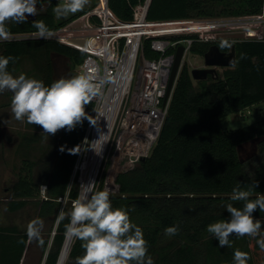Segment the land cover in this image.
Wrapping results in <instances>:
<instances>
[{"label":"trees","instance_id":"1","mask_svg":"<svg viewBox=\"0 0 264 264\" xmlns=\"http://www.w3.org/2000/svg\"><path fill=\"white\" fill-rule=\"evenodd\" d=\"M109 4L120 18L131 19L127 0H109ZM56 5L42 1L38 15L28 18L27 23L8 22L9 33L38 31L32 27L34 20H43L50 29H56L76 17L58 22L53 12ZM263 5L264 0H152L148 17L176 20L258 14ZM150 44L151 39H146L145 54L156 58L158 53ZM213 44L223 51L235 47V66L219 68L217 75L205 80H194L185 62L152 152L116 178L119 191L111 197L113 207L128 209L131 221L142 228L154 264H233L236 250L248 254L247 264H264V250L257 244L259 237L233 235L231 247H219L218 241L207 232L208 224L229 218L226 204L242 208L243 201L230 200L237 184L251 190L250 199L264 193V117L232 130L221 125L232 114L246 115L247 109L264 101V42L254 39L195 42L191 53L204 56ZM54 54L66 56L72 70L85 57V53L55 40L0 42V55L15 57V62L8 65L11 74L27 59L47 85L55 81ZM93 108L92 101L85 106L90 115ZM88 125L89 121L84 120L72 131L61 129L40 157L23 160L17 180L8 188L9 212H18L32 203L37 206L40 218L53 216L58 221L51 240L50 237L38 240L44 255L48 252L43 264L58 263L67 237V213L79 197L76 183L71 189L69 184ZM256 138L261 139L257 153L241 162L238 147ZM67 194L69 202L64 205L60 199ZM61 211L66 214L63 221L59 220ZM253 215L264 222V212L257 209ZM173 225H179L180 231L169 238L164 229ZM27 227L22 230L17 224L0 225V264H22L29 241ZM84 251L81 241L74 239L68 264H77Z\"/></svg>","mask_w":264,"mask_h":264},{"label":"built area","instance_id":"2","mask_svg":"<svg viewBox=\"0 0 264 264\" xmlns=\"http://www.w3.org/2000/svg\"><path fill=\"white\" fill-rule=\"evenodd\" d=\"M42 1L45 4L63 2ZM127 2L132 11L129 20L120 18L110 7L109 0H89L82 11L72 15L76 16L74 19L59 28L51 29L52 35L43 39L55 40L85 53L79 65V75L91 74L97 80L108 81L102 87L101 94L92 100L93 119L98 122L101 117L111 116L112 120L95 184L101 182L108 166L112 174L117 171L121 173L133 168L152 152L182 69L168 94L178 46L185 47V60L191 53L193 43L215 41L225 34L244 33L246 39L264 42V5L258 14L151 20L148 13L152 0ZM210 30H213L212 34H205ZM22 39L42 38H39L38 31L20 32L10 33L8 40L0 42ZM76 39H83L85 43L76 42ZM146 39H151L150 47L158 53L156 58L146 56ZM250 113L251 109H247L246 114ZM95 126L90 123L88 125L69 189L74 183H81L83 167L90 154L88 147L94 140ZM109 188L119 191L114 180ZM45 190L46 186H43L44 194ZM65 198H68V194Z\"/></svg>","mask_w":264,"mask_h":264},{"label":"clouds","instance_id":"3","mask_svg":"<svg viewBox=\"0 0 264 264\" xmlns=\"http://www.w3.org/2000/svg\"><path fill=\"white\" fill-rule=\"evenodd\" d=\"M41 3L42 0H0V40L9 39L8 22L27 23L29 16L38 15L37 6ZM88 4L89 0H63L53 8V12L57 17H67L82 11ZM32 27L38 30L39 38L47 39L52 35V30L43 20H34ZM10 61L15 62V57L0 55V93L6 89L13 93L11 112L17 121L40 125L48 135L61 129L72 131L84 120L97 125L85 106L101 94L107 80H97L94 75L84 74L61 77L47 85L43 80L28 78L23 73L14 76L8 71ZM97 131L98 138L91 141L89 148L99 155L107 140L103 138V131L99 128ZM69 151L76 152L73 149ZM114 195L107 188L97 190L95 181L81 184V194L72 202L67 213L69 223L65 225L66 235L81 241L85 250L77 264H154L148 254V242L142 228L131 221L128 209L113 207L111 197ZM251 195V190L237 184L232 189L230 200L243 201L242 208L228 203L225 209L229 218L207 225V232L218 241L219 247H231L230 237L235 235L259 237L257 244L264 250V222L253 215L257 209L264 212V193L255 199H250ZM65 215L61 211L59 220L63 221ZM42 227V220L33 219L27 227V236L39 240ZM179 231V225H173L166 227L164 234L171 238ZM247 260L246 252L234 251L233 264H247Z\"/></svg>","mask_w":264,"mask_h":264},{"label":"rangeland","instance_id":"4","mask_svg":"<svg viewBox=\"0 0 264 264\" xmlns=\"http://www.w3.org/2000/svg\"><path fill=\"white\" fill-rule=\"evenodd\" d=\"M74 14H69L67 17L55 16L58 22H62ZM212 33L213 30H210L205 34L210 35ZM53 60L59 72H61L62 68H65L66 66H70L71 68V62L69 60H64L62 62L57 54H54ZM184 62L189 64L191 70L193 68H202L205 66L204 56L198 53H190L185 58ZM71 71L74 76L79 75V65L75 66V70H72L71 68ZM21 73L25 74L28 78L39 79V76L35 73L33 64L27 59L23 60L21 67H17L14 70L13 75L18 76ZM12 95L13 93L9 91V93L3 94L0 99V103L10 106L7 114L9 127L0 130V136L1 134H5V132H8V136L0 138V225L17 224L23 230L33 219L39 218L43 221L40 238L50 237L51 240L55 234L56 226L58 223L55 217L51 216L47 218H40L37 214V206L32 203L28 204L25 208L19 210L18 212H9L6 207V203L9 196L8 188L12 186V184L17 180L18 174L20 173L21 166L23 164V160H35L40 157L46 149V146L50 139L57 136L61 130H58L55 134L48 135L43 132V129L40 125L28 124L26 121H17L11 112ZM262 117H264V101L253 106L251 108L250 114L243 115L240 112L232 114L227 119L221 121V125L225 129L232 130L250 125L251 123L258 121ZM88 148L86 149L89 150ZM240 151L242 159L248 161L257 153L258 144L253 142L245 143ZM116 173H119V171H117ZM115 174H113V176L114 181L116 182L117 176ZM111 175L112 173L111 171H109L108 166L103 173L101 182L95 184L96 189L103 190L104 188H107L110 192L116 193L112 188H109L113 184V182H110ZM76 185L79 190L80 196L81 183L76 182L75 186ZM68 202V198H64L62 201L64 205H66ZM47 253L48 252H46V254ZM45 255L43 252V248L38 240L29 238L27 249L25 250L23 256L22 264H43L45 261ZM68 262L69 258L66 264H68Z\"/></svg>","mask_w":264,"mask_h":264},{"label":"water","instance_id":"5","mask_svg":"<svg viewBox=\"0 0 264 264\" xmlns=\"http://www.w3.org/2000/svg\"><path fill=\"white\" fill-rule=\"evenodd\" d=\"M215 1H221V0H215ZM37 7L39 9L40 4H38ZM35 17L36 16H29V18L31 19ZM77 26H79V24ZM220 38L228 39V40H239V39H246L247 36L244 33H231V34L222 35L220 36ZM75 41L82 44L85 43L83 39H76ZM184 51H185V47L183 45L178 46L176 50L174 64L171 72V78L168 86V94L171 92L174 81L183 65ZM204 62H205L204 67L193 68L191 70V75L194 80H205L210 75L215 76L217 75L218 68L235 66L236 64L235 47H232L230 51H223L217 44H213L210 46L209 50L204 54ZM260 140L261 139L256 138L251 142L258 144ZM244 145L245 144H241L238 147V152L241 162H245V160H243L241 157V151H240ZM145 159L146 158H142L141 161H144Z\"/></svg>","mask_w":264,"mask_h":264},{"label":"bare ground","instance_id":"6","mask_svg":"<svg viewBox=\"0 0 264 264\" xmlns=\"http://www.w3.org/2000/svg\"><path fill=\"white\" fill-rule=\"evenodd\" d=\"M111 116L106 117H101L99 118L97 125L95 126L94 129V139L98 138V131L97 128H99L100 131H103L102 135L105 140H108V136L110 133V128H111ZM107 143V142H106ZM106 143L103 146V150L101 154L97 155L92 149H90V154L88 159L86 160L84 167H83V176L81 180V184H88L92 181H96V177L99 172L100 168V163L104 154L105 146ZM114 176L113 174L111 175L110 182H113ZM81 194V191H80ZM89 193V197H90ZM74 239L72 237L67 236L63 249L61 251L60 257L58 259L57 264H66L68 257L71 252V248L73 245Z\"/></svg>","mask_w":264,"mask_h":264},{"label":"crops","instance_id":"7","mask_svg":"<svg viewBox=\"0 0 264 264\" xmlns=\"http://www.w3.org/2000/svg\"><path fill=\"white\" fill-rule=\"evenodd\" d=\"M22 63L20 64L19 67H21ZM18 67V68H19ZM9 93V90H5L3 93H0V99L2 97L3 94H7ZM8 109H10V106H8L7 104H2L0 103V130H3L5 128H8ZM8 132H5V134H1L0 138L4 137V136H8L7 135Z\"/></svg>","mask_w":264,"mask_h":264},{"label":"flooded vegetation","instance_id":"8","mask_svg":"<svg viewBox=\"0 0 264 264\" xmlns=\"http://www.w3.org/2000/svg\"><path fill=\"white\" fill-rule=\"evenodd\" d=\"M57 55L59 56L60 60H62V62H63L64 60H69L66 56H63V55H60V54H57ZM69 61H70V60H69ZM53 65H54V80H57V79H59V78H61V77H66V78H67V77L74 76L73 73H72V71H71L70 66H66L65 68H62V71L59 72V71L57 70V67H56L54 61H53ZM60 73H62V74H60ZM60 75H61V76H60ZM58 77H59V78H58ZM253 150H254V148H253Z\"/></svg>","mask_w":264,"mask_h":264}]
</instances>
